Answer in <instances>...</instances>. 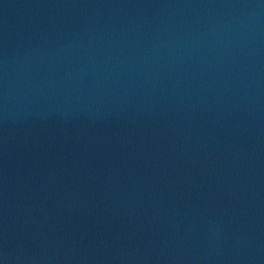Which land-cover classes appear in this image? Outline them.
Returning <instances> with one entry per match:
<instances>
[{
    "label": "water",
    "instance_id": "95a60500",
    "mask_svg": "<svg viewBox=\"0 0 264 264\" xmlns=\"http://www.w3.org/2000/svg\"><path fill=\"white\" fill-rule=\"evenodd\" d=\"M0 264H264V0H0Z\"/></svg>",
    "mask_w": 264,
    "mask_h": 264
}]
</instances>
